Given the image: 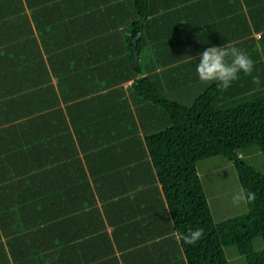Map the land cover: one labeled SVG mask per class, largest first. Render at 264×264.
<instances>
[{
  "label": "crops",
  "instance_id": "crops-1",
  "mask_svg": "<svg viewBox=\"0 0 264 264\" xmlns=\"http://www.w3.org/2000/svg\"><path fill=\"white\" fill-rule=\"evenodd\" d=\"M147 1L0 0V264H187L145 140L166 117L130 88L228 42L264 89V0Z\"/></svg>",
  "mask_w": 264,
  "mask_h": 264
},
{
  "label": "trees",
  "instance_id": "trees-1",
  "mask_svg": "<svg viewBox=\"0 0 264 264\" xmlns=\"http://www.w3.org/2000/svg\"><path fill=\"white\" fill-rule=\"evenodd\" d=\"M134 1L144 17L148 1ZM141 23H136L139 29ZM135 36L136 31L125 39L133 42ZM143 39L137 46H143ZM244 74L226 90L216 83L200 84L189 74L182 90L163 86L149 75L135 78L130 88L144 104L166 117L163 125L144 126L145 140L177 234L203 230V238L195 245L179 240L187 264H231L225 250L231 245L246 264H264V172L242 155L252 145L264 153V89L236 91L234 84ZM141 119L145 123L142 114ZM216 155L234 163L247 206L246 211L221 220H215L197 165ZM9 189L14 199L21 195L14 184L5 187L6 192ZM249 193L254 194L251 201ZM10 198L5 194L2 200ZM256 238L262 239V247H255Z\"/></svg>",
  "mask_w": 264,
  "mask_h": 264
},
{
  "label": "rangeland",
  "instance_id": "rangeland-1",
  "mask_svg": "<svg viewBox=\"0 0 264 264\" xmlns=\"http://www.w3.org/2000/svg\"><path fill=\"white\" fill-rule=\"evenodd\" d=\"M242 155L259 171L264 172V153L258 145L245 148ZM197 165L215 220L246 211L238 171L229 158L216 155L200 160ZM254 243L256 248L263 245L261 238H256ZM225 250L231 264H246L244 256L238 253L235 246H226Z\"/></svg>",
  "mask_w": 264,
  "mask_h": 264
},
{
  "label": "clouds",
  "instance_id": "clouds-1",
  "mask_svg": "<svg viewBox=\"0 0 264 264\" xmlns=\"http://www.w3.org/2000/svg\"><path fill=\"white\" fill-rule=\"evenodd\" d=\"M199 57L196 65L198 80L203 84L216 83L225 90L238 79L241 72L249 74L254 67V62L247 53L228 42L222 46L205 48L199 53ZM253 83L259 85V77H253ZM248 199L253 200L254 194L249 193ZM176 238L188 245H195L203 238V230H189L185 234H177Z\"/></svg>",
  "mask_w": 264,
  "mask_h": 264
}]
</instances>
